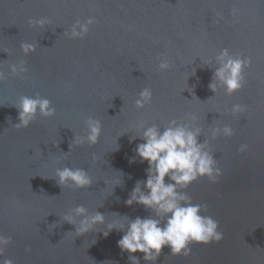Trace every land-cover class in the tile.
<instances>
[{
    "label": "water",
    "instance_id": "95a60500",
    "mask_svg": "<svg viewBox=\"0 0 264 264\" xmlns=\"http://www.w3.org/2000/svg\"><path fill=\"white\" fill-rule=\"evenodd\" d=\"M90 16L96 23L83 38L65 34ZM44 17L43 27L29 26L30 18ZM22 42L35 50L25 56ZM223 49L252 59L232 95L209 87ZM162 59L168 70L158 68ZM20 61L27 73L0 80V236L11 238L0 258L131 264L117 244L122 232L105 237L98 226L79 235L64 219L77 205L107 222L148 216L142 205L125 204L148 166L138 157L129 163L142 142L130 138L141 123L163 128L173 118L195 117L222 174L181 191L207 205L202 214L218 221L223 238L192 243L187 256L166 246L156 264H264V0H0V71ZM145 88L151 103L139 109ZM37 94L55 115L15 129L19 97ZM234 105L244 110L233 112ZM89 116L101 121L98 142L70 145L85 134ZM225 125L234 134L213 138L212 130ZM64 166L86 170L92 185L61 188L54 176Z\"/></svg>",
    "mask_w": 264,
    "mask_h": 264
},
{
    "label": "clouds",
    "instance_id": "9594fccd",
    "mask_svg": "<svg viewBox=\"0 0 264 264\" xmlns=\"http://www.w3.org/2000/svg\"><path fill=\"white\" fill-rule=\"evenodd\" d=\"M28 23L31 27H43L48 20L45 17L30 18ZM95 23V17L91 16L84 21L77 19L72 24L70 32L65 34L70 38H83ZM20 47L25 56L35 50V46L28 42H22ZM216 61L217 66L214 67L210 89L215 93L219 85L228 95L240 90L245 82L244 71L252 65L251 57L232 55L227 49H223L216 56ZM158 68L168 70L170 64L162 59ZM27 72L28 68L23 61L12 63L7 74L0 71V80L6 79L7 75L15 76ZM151 99V89H143L135 101L136 107L142 109L146 104L151 103ZM14 106L18 110L19 122L13 127L17 130L28 128L38 115L50 118L56 113L51 101L38 94L35 97L20 96ZM243 110L244 106H233V112ZM84 125L85 134H75L70 145L72 143L95 145L98 142L102 130L101 121L89 116L84 121ZM137 133L130 138V142L136 139L142 142L136 144L135 156L129 159V163H135L137 157L140 163L147 162L146 179L136 181L125 204L129 207L134 203L142 205L150 214L135 218L124 215L122 217L126 218V223L107 222L105 214L97 210L90 214L84 205H77L69 210L64 221L74 225L75 232L79 235L89 233L98 226L105 229L100 231L105 237L113 229L122 232L123 235L117 244L122 252L128 253L131 264H140L141 259L156 264L162 249L166 246L172 255L187 256L191 252L192 243L219 242L223 238V232L219 230L218 221L202 214L207 210V205L193 203L191 197L185 191H181L202 177H207L212 183H216L222 174L214 155L207 149V141H200L202 132L195 123V117L173 118L163 128L156 123L151 126L141 123ZM221 133L231 136L234 130L227 125L222 129L215 128L212 130V137L216 138ZM247 147L246 144L241 145L239 151L243 152ZM93 158L95 159L94 154ZM54 177L57 178L61 188L82 189L92 185V178L83 168L74 169L64 166L56 169ZM10 243V237L0 236V257H3L4 247ZM26 251H30V248H26ZM137 252L142 253L143 256L133 255ZM0 264H14V261L10 258H0Z\"/></svg>",
    "mask_w": 264,
    "mask_h": 264
}]
</instances>
